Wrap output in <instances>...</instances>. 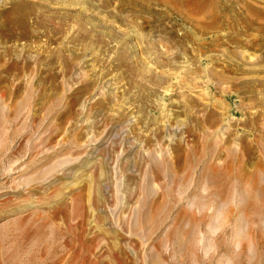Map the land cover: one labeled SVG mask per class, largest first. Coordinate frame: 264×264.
Here are the masks:
<instances>
[{
    "label": "rangeland",
    "instance_id": "obj_1",
    "mask_svg": "<svg viewBox=\"0 0 264 264\" xmlns=\"http://www.w3.org/2000/svg\"><path fill=\"white\" fill-rule=\"evenodd\" d=\"M54 263L264 264V0H0V264Z\"/></svg>",
    "mask_w": 264,
    "mask_h": 264
},
{
    "label": "bare ground",
    "instance_id": "obj_2",
    "mask_svg": "<svg viewBox=\"0 0 264 264\" xmlns=\"http://www.w3.org/2000/svg\"><path fill=\"white\" fill-rule=\"evenodd\" d=\"M189 241V240H188ZM40 253V252H39ZM55 264V263H54Z\"/></svg>",
    "mask_w": 264,
    "mask_h": 264
}]
</instances>
